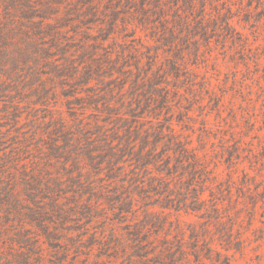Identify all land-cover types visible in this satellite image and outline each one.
<instances>
[{
    "label": "trees",
    "instance_id": "1",
    "mask_svg": "<svg viewBox=\"0 0 264 264\" xmlns=\"http://www.w3.org/2000/svg\"><path fill=\"white\" fill-rule=\"evenodd\" d=\"M195 1L186 0L189 16ZM171 4L178 0H0V264H72L63 232L100 223L91 246L113 261L212 258L213 238L179 217L203 212L223 223L218 175L174 129L172 111L161 116L168 92L159 73L148 75L158 53L134 37L156 33L178 73ZM182 26L190 29L187 17ZM25 115L30 135L19 128ZM255 204L244 206L250 216Z\"/></svg>",
    "mask_w": 264,
    "mask_h": 264
},
{
    "label": "rangeland",
    "instance_id": "2",
    "mask_svg": "<svg viewBox=\"0 0 264 264\" xmlns=\"http://www.w3.org/2000/svg\"><path fill=\"white\" fill-rule=\"evenodd\" d=\"M195 4L192 16L186 0L165 8L179 38L178 73L170 70L166 57L172 53L158 42L156 33L138 30L134 36L144 52L158 53L157 64L148 67V75L152 78L159 73L160 88L168 92L170 109L162 108L161 116L172 111L174 129L200 148L208 169L218 175L221 184L223 223L214 224L203 212L181 213L179 220L185 229L195 226L207 241L213 238L212 258L204 259V264H264V0H197ZM186 17L190 29L182 26ZM199 22L203 30H196ZM142 64L147 68L146 58ZM58 110L65 112V106ZM37 114L43 115L41 111ZM28 118L22 116L19 128L30 135ZM231 165L234 182L229 179ZM203 196H209L208 190ZM252 202L255 212L250 216L244 206L249 208ZM101 225H91L86 233L63 232L62 247L72 243L69 262L125 264L120 259L113 261V253L91 246V236L98 234ZM114 228L119 235L120 229ZM108 230L105 234L112 229ZM185 239L189 240V233ZM215 251L221 252L219 258Z\"/></svg>",
    "mask_w": 264,
    "mask_h": 264
}]
</instances>
